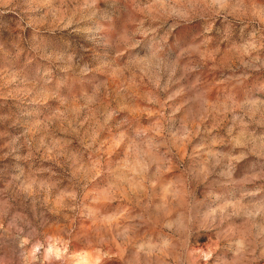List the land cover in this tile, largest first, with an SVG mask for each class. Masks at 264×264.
Instances as JSON below:
<instances>
[{
	"label": "rangeland",
	"instance_id": "374dc122",
	"mask_svg": "<svg viewBox=\"0 0 264 264\" xmlns=\"http://www.w3.org/2000/svg\"><path fill=\"white\" fill-rule=\"evenodd\" d=\"M0 264H264V0H0Z\"/></svg>",
	"mask_w": 264,
	"mask_h": 264
}]
</instances>
